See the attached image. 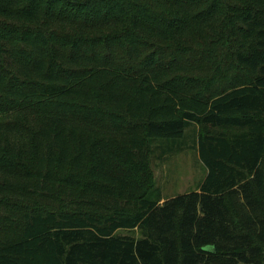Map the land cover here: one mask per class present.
Wrapping results in <instances>:
<instances>
[{
    "label": "trees",
    "instance_id": "trees-1",
    "mask_svg": "<svg viewBox=\"0 0 264 264\" xmlns=\"http://www.w3.org/2000/svg\"><path fill=\"white\" fill-rule=\"evenodd\" d=\"M0 264H264V0H0Z\"/></svg>",
    "mask_w": 264,
    "mask_h": 264
},
{
    "label": "rangeland",
    "instance_id": "rangeland-1",
    "mask_svg": "<svg viewBox=\"0 0 264 264\" xmlns=\"http://www.w3.org/2000/svg\"><path fill=\"white\" fill-rule=\"evenodd\" d=\"M196 127H188L178 150L165 161L152 158L156 184L165 198L193 191L205 178L207 170L201 162L196 144Z\"/></svg>",
    "mask_w": 264,
    "mask_h": 264
}]
</instances>
